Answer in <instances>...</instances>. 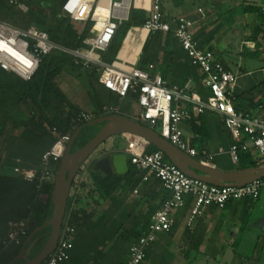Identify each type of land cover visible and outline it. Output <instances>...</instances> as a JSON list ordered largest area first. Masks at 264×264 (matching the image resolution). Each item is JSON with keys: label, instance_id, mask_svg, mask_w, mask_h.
I'll list each match as a JSON object with an SVG mask.
<instances>
[{"label": "crops", "instance_id": "1", "mask_svg": "<svg viewBox=\"0 0 264 264\" xmlns=\"http://www.w3.org/2000/svg\"><path fill=\"white\" fill-rule=\"evenodd\" d=\"M21 1L29 7L28 12L12 7L6 0L8 6L0 10V19L16 27L26 28L30 24L35 26L31 12L47 15L45 9L50 10L48 0H38V3L37 0ZM65 1L61 0L58 4L63 6ZM138 1L144 5L148 16V1L150 3L152 0ZM161 3L166 21L173 22L182 16L191 20L194 23L192 32L200 49L212 51L235 75L231 88L236 98L235 108L264 116V0H161ZM58 16L64 17L62 13ZM70 20L77 25L78 21ZM80 25L75 26L79 32L84 28V24ZM149 35H146L134 62L121 59L120 51L113 64L139 68L143 47L149 40L147 58L150 63L143 70H149L153 65L155 68L151 73L162 75L167 34L160 33L158 38H153L155 35L149 38ZM171 58L164 79L167 87H178L186 95L198 94L202 98L211 94L204 84V74L191 63L177 39ZM88 75L90 83H95L99 92L97 97L100 101L96 105L87 91L64 70L56 78V83L66 98L82 111L99 118L101 108L116 107L119 115L136 119L139 106L135 96L120 100L96 80L93 82L92 73ZM88 101L92 108L88 106ZM128 103L135 105V114L127 111ZM18 111L27 115L29 120H21L17 125L9 123L0 132V176H16L14 169L18 167L42 169L43 155L52 146V134L50 137L46 135L40 127L38 116L33 119V106L24 103L18 107ZM180 127L190 147L213 155L212 160L197 158L198 160L222 171L238 170V164L230 156L235 140L219 114L207 111L199 117L184 120ZM127 139L128 135H121L106 141L85 164V172L78 174L77 178L83 177L81 184L84 183L86 187L80 191V186H73L71 191L66 219H71L76 234L73 238L74 248L63 264H127L131 247L147 231L165 202L172 198V192L165 189L153 173L138 170L132 165L130 157L125 153ZM241 145L253 150L246 142ZM155 149L152 145L147 147L148 152ZM116 154L128 156L129 171L123 176L115 174L121 177V184L111 197L103 199L94 192L91 179V171L96 170L94 160ZM56 175L54 168V176ZM78 193L81 201L77 204L75 200ZM73 203V212L78 211L74 222L71 212ZM194 205V197L187 194L184 206L172 212L174 224L171 231L156 235V241L147 249L146 259L142 264H264V218L261 221L256 219L257 210L260 212L259 217H264L263 189L257 200L231 201L224 209L211 206L190 225ZM11 219L12 216L7 212H0V244L9 232ZM121 233L129 234L128 245L122 242ZM28 238L29 236L21 245L2 248L0 264H8L22 249L28 250ZM39 245L40 243L36 247ZM247 250H252L251 255Z\"/></svg>", "mask_w": 264, "mask_h": 264}, {"label": "built area", "instance_id": "2", "mask_svg": "<svg viewBox=\"0 0 264 264\" xmlns=\"http://www.w3.org/2000/svg\"><path fill=\"white\" fill-rule=\"evenodd\" d=\"M85 1L66 0L61 9L65 18L93 23L90 34L84 40L87 47L83 48L63 47L53 42L47 32L36 26L19 28L0 19L1 69L28 82L38 71L43 57L59 51L82 70L96 72L98 83L118 96L120 100L135 96L139 106L136 120L158 132L191 157L213 159V155L190 147L180 127L184 120L199 117L207 111L219 114L234 138L235 144L230 150V156L235 164L239 163V153L249 148L246 145L242 146L243 142L249 144L261 157H264V116L236 110L234 106L236 98L231 89L236 77L216 58L212 51L200 49L192 32L194 23L191 20L182 16L173 22L166 21L161 0H152L148 19L143 29L147 34L174 33L191 63L198 67L205 76L204 84L211 92L206 100L198 94L186 95L178 87H167L162 75L151 73L155 68L153 65L149 70H143L137 67L127 68L125 64H107L103 55L108 51L122 24L129 21L134 0H93L87 18L80 20L76 14ZM7 2L22 12L29 10V7L21 0H7ZM100 8L106 12L105 16L97 14ZM118 113L119 110L116 107L103 108V116ZM97 118L95 114L83 111L73 122L75 126H78ZM54 132L57 134V139L43 155L42 169L19 167L14 169L16 176L29 183H36L38 189L55 182L54 168L63 158L73 134L69 132L59 135L56 129ZM149 145L148 141L141 137L128 135L125 153L138 170L153 173L164 188L172 192V198L165 202L147 231L131 247L127 264H142L146 259L147 249L156 241V235L160 232L171 231L174 224L172 212L184 206V197L187 194H191L195 199L189 219L191 225L211 206L224 209L231 201L257 200L264 189V179L240 188L217 187L192 179L169 162L162 152L149 153L147 151ZM80 172H85V165L82 166ZM82 178L76 177L73 186L78 188L82 183ZM74 208L73 203L71 212ZM70 220L65 217L58 246L43 264H63L69 258L74 248L73 238L76 234V228ZM29 224V220H11L9 232L1 241L3 248L10 245H21L28 237Z\"/></svg>", "mask_w": 264, "mask_h": 264}, {"label": "trees", "instance_id": "3", "mask_svg": "<svg viewBox=\"0 0 264 264\" xmlns=\"http://www.w3.org/2000/svg\"><path fill=\"white\" fill-rule=\"evenodd\" d=\"M89 1L90 0H86L77 13L76 17L80 20H85L91 11V4ZM6 3V0H0V10L6 8ZM148 4L151 8V1L150 3L148 1ZM47 5L50 9V15L31 12L33 18L32 23L39 29L47 32L52 41L58 45L69 49L87 47L84 40L90 34L93 23L91 21L82 23L78 21L77 24H84L83 30L79 32L70 19L58 16L61 13V5L54 0H48ZM147 19L148 16L144 5H141L138 0H134L128 23L122 24L108 51L103 55L104 61L107 64L113 65L120 51H122L120 54L121 59L131 62L136 60L147 35V32L143 29V25ZM129 32L130 34L128 36ZM152 35L154 34H150L149 38L152 37ZM175 41L176 38L174 33H168L164 44L163 79H166L165 74L170 67ZM148 51L149 40H147L143 47L138 64L140 69H145L150 63V60L147 58ZM67 64L77 67L66 58L65 55L59 51H55L43 57L38 71L28 82L23 81L12 73L4 71L0 67V115L2 118L0 132H3L9 123L17 125L19 120L15 118L14 113L17 112L18 107L24 103L33 106V119L35 120L38 116L40 119V127L46 135L50 137V134H52V145L57 139V134L54 132V129L58 131L59 135H63L69 132L74 133L79 127L86 126L87 123L75 126L73 121L83 111L76 108L66 98L56 83V78ZM91 73L95 78L98 76L96 72L92 71ZM210 95L211 94L205 95L203 97L204 100ZM99 116H103L102 108L99 112ZM97 132L98 128L96 127H85L75 143L74 151L84 147ZM156 151L158 150L155 149L153 152ZM251 153V151H242V155H239L238 169L258 167L264 163V157L254 159ZM59 166L60 163L55 168L56 174L59 170ZM91 179L95 188L94 192H97L103 199L111 197L121 184V177L116 175H105L97 170L91 171ZM85 187L84 183L81 184L79 187L80 191H83ZM53 190L54 183L46 184L41 189H38L36 183H29L21 177L1 175L0 212H7L12 216L11 220H29L30 222L36 223V227H40L52 215L53 205L51 198ZM79 194L80 193L76 195L75 201L77 204L81 201V196ZM77 215L78 211L72 212L73 222ZM49 232L50 229H46L40 235L49 234ZM31 233L32 230H29L28 236H30ZM44 243L45 241L40 242L39 247L35 249L32 257L40 252ZM2 248L3 246L0 244V250H2ZM18 264L22 263L19 262Z\"/></svg>", "mask_w": 264, "mask_h": 264}, {"label": "water", "instance_id": "4", "mask_svg": "<svg viewBox=\"0 0 264 264\" xmlns=\"http://www.w3.org/2000/svg\"><path fill=\"white\" fill-rule=\"evenodd\" d=\"M85 127L98 128L97 134L82 148L74 151L75 143ZM130 135L141 137L150 145L162 152L166 158L188 177L217 187L240 188L264 179V163L258 167L238 169L235 171H222L219 168L206 164L180 150L171 142L163 138L158 132L126 115H108L99 117L86 126L79 127L73 134L60 161L58 173L54 184L51 202L53 212L51 217L40 227L30 222L32 230L25 248L8 264H43L56 250L60 239L63 223L67 214L69 198L75 178L98 149L109 139ZM94 168L105 175L123 176L129 171L128 156L116 154L98 158ZM50 229L49 234L40 235L44 230ZM45 241L40 252L34 256L36 245Z\"/></svg>", "mask_w": 264, "mask_h": 264}, {"label": "rangeland", "instance_id": "5", "mask_svg": "<svg viewBox=\"0 0 264 264\" xmlns=\"http://www.w3.org/2000/svg\"><path fill=\"white\" fill-rule=\"evenodd\" d=\"M38 3V0L36 1ZM61 0H56V3H60ZM90 4L91 2H93V0H90L89 1ZM87 8V6H86ZM46 14L49 16L50 15V10H47L45 9ZM42 18V17H41ZM2 20V19H1ZM128 22H125V24H127ZM75 26H81L80 24L78 25H75ZM155 36H153V38H158V36L160 35V33H157L154 34ZM64 72H67V74H69L78 84H80L86 91L87 93L90 95V97H92L91 99H93L94 101V104L96 105L99 100V98L97 97V95H99V92H98V89H97V86L95 83H90V78L88 77L89 75L88 74H91V72L89 71H85V70H82L80 67H73L72 65L70 64H67L64 68ZM97 76V75H96ZM92 77V76H91ZM93 78V82L94 80H98V76L95 78V77H92ZM96 80V82L98 83V81ZM88 106L92 108V104L88 101ZM24 108V107H23ZM127 111H129L132 115L135 114L136 112V108H135V105H133L132 103H128L127 107H126ZM25 111L28 112V108L25 107ZM15 115V118L19 121L21 120H24V121H28L29 120V117L25 114H22L20 113L19 111L15 112L14 113ZM248 151H251L252 153V157L254 159H260L261 156L259 155V153L255 150H247ZM246 152V151H245ZM239 155L241 156L242 155V151L239 153ZM239 166L237 165L236 168H238ZM263 195H264V189H263ZM259 211L257 210L256 211V219L257 221H261V219H263L264 217L260 218L259 217ZM253 221V220H252ZM129 234L127 233H121V236H123V243H125V245H128L129 244V239L127 238ZM43 244V243H42ZM39 246H37L35 249H37ZM248 251V254L251 255V251L252 250H247Z\"/></svg>", "mask_w": 264, "mask_h": 264}, {"label": "bare ground", "instance_id": "6", "mask_svg": "<svg viewBox=\"0 0 264 264\" xmlns=\"http://www.w3.org/2000/svg\"><path fill=\"white\" fill-rule=\"evenodd\" d=\"M82 6V5H81ZM97 14L98 15H101V16H105L106 15V12L102 9V8H100L98 11H97ZM76 16H77V14H76Z\"/></svg>", "mask_w": 264, "mask_h": 264}]
</instances>
